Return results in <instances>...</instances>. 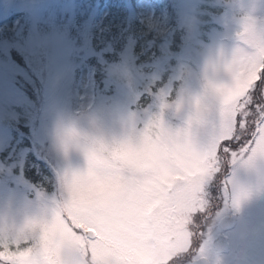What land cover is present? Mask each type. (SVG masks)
<instances>
[{
    "label": "clouds",
    "instance_id": "clouds-1",
    "mask_svg": "<svg viewBox=\"0 0 264 264\" xmlns=\"http://www.w3.org/2000/svg\"><path fill=\"white\" fill-rule=\"evenodd\" d=\"M224 2L237 9L236 43L230 52L222 46L208 56L198 86L186 72L178 90L154 94L155 111L152 106L142 114L133 111L112 125L87 110L59 116L52 143L65 163L57 171V190L52 195L40 190L34 207L0 208V251L7 245V251L17 253L16 264H64L70 250L80 248L85 264H92L89 221L113 195L132 198L136 189L150 191L163 178L173 187L192 186L194 192L191 206L181 214L186 242L170 251L162 264H173L177 257L182 261L191 257L188 264H220L213 259L211 237L198 243L199 218L212 214V188L219 184L225 207L237 209L254 191H264V139L256 137L241 154H223L219 145L215 154L200 151L202 141H211L222 130L225 117L251 83L253 66L264 68L260 0ZM162 132L178 134L173 145L159 146ZM228 139L225 135L221 144ZM74 155L82 164L73 163ZM136 239L133 259L157 264L160 257L153 242Z\"/></svg>",
    "mask_w": 264,
    "mask_h": 264
},
{
    "label": "rangeland",
    "instance_id": "rangeland-1",
    "mask_svg": "<svg viewBox=\"0 0 264 264\" xmlns=\"http://www.w3.org/2000/svg\"><path fill=\"white\" fill-rule=\"evenodd\" d=\"M118 1L129 8L131 21L130 0ZM114 2L0 0V26L13 29L10 26L15 25L14 31L0 41V208L34 207L40 190L48 195L57 190V186L48 188L35 180L34 173L26 171L28 149L16 151L12 147L6 158L1 156L16 131L20 134L17 142L22 139V118L30 136L39 105L38 79L45 66L52 65L54 74L47 90L49 114L44 116L49 129L47 149L61 169L65 162L52 143L59 116L87 110L112 125L133 111L142 114L149 106L155 111V93L161 89L178 90L186 72L191 73V83L198 86L208 56L222 46L230 52L236 43L237 9L224 0H176L177 24L171 25L155 49V38H150L139 53V36L128 25L120 34L112 33L107 41L95 42ZM141 2L146 8L145 16H153L152 0ZM257 15L264 17V0H260ZM21 60L26 61L25 65ZM97 72L101 75L99 86ZM26 83L33 84L29 88L32 96L25 90ZM43 110L45 113L47 107L43 106ZM73 163L82 164V159L74 155ZM230 211L241 216L240 224L231 233L232 249L225 254L214 249L213 259L219 257L220 264H235L238 255L237 264H264V191H254L238 209L224 207L220 214ZM217 229L210 235L203 233L202 243L209 237L212 241Z\"/></svg>",
    "mask_w": 264,
    "mask_h": 264
},
{
    "label": "snow or ice",
    "instance_id": "snow-or-ice-1",
    "mask_svg": "<svg viewBox=\"0 0 264 264\" xmlns=\"http://www.w3.org/2000/svg\"><path fill=\"white\" fill-rule=\"evenodd\" d=\"M249 80L251 83L225 117L220 133L211 141H202L203 155L215 154L218 145L223 154H241L255 143L256 137L264 139V68L253 66ZM160 135L159 146L164 148L173 145L178 134L162 132ZM225 135L230 139L221 144ZM193 192L192 186L173 187L162 178L150 191L136 189L132 198L113 195L98 217L89 221L87 242L92 264H139L133 259L137 236L153 242L151 246L160 257L157 264H162L170 251H178L186 242L181 214L191 206ZM153 204L157 206L150 212ZM4 248L0 251V264H16L17 253L7 251V245ZM82 256V249L73 248L64 264H85ZM173 264H182V260L177 257Z\"/></svg>",
    "mask_w": 264,
    "mask_h": 264
},
{
    "label": "trees",
    "instance_id": "trees-1",
    "mask_svg": "<svg viewBox=\"0 0 264 264\" xmlns=\"http://www.w3.org/2000/svg\"><path fill=\"white\" fill-rule=\"evenodd\" d=\"M154 6L155 13L152 18L145 17V19L140 22L138 21L137 17H134L135 15L130 9L131 21H129V8L127 7V5H125L124 2H119L118 0H115V2L111 4L109 12L106 15L105 20L102 23V27L94 41H107V38L112 37V33L120 34L128 25L131 26L132 33L136 36H139L138 44L136 46L138 52L143 51L142 48H144V46L148 43L149 38L151 37L155 38V43L152 45V49H155L156 46H158L163 35L170 28L168 24L169 19L167 16V12L170 10L171 6L168 4L167 0L154 1ZM10 27H13L14 29L15 25L12 24ZM13 29H7L2 34H0V41L5 37L7 33L13 32ZM18 56L19 55H17V57ZM25 63L26 61L21 60V64ZM98 74L99 79H101L100 72ZM38 82L40 87L38 92V103H40L42 100V92L41 83L39 79ZM24 87L27 93L32 96V89L29 88H32L33 84L26 83ZM24 121L25 118H22L19 127L21 133H23L22 139L17 142L20 134L18 133V131H16L13 135L9 147L7 148V150L2 152L1 156L2 158H6L8 150L12 147H15L16 151H19L21 148L28 149L25 159L26 171L34 173L35 180L45 184L48 188H52V177L48 170L41 164L40 160L36 155L35 150L33 149V131L31 129L29 136V128L24 125Z\"/></svg>",
    "mask_w": 264,
    "mask_h": 264
}]
</instances>
